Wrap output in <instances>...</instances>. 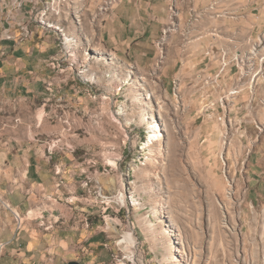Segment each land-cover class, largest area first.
Masks as SVG:
<instances>
[{
  "label": "rangeland",
  "instance_id": "obj_1",
  "mask_svg": "<svg viewBox=\"0 0 264 264\" xmlns=\"http://www.w3.org/2000/svg\"><path fill=\"white\" fill-rule=\"evenodd\" d=\"M71 1L72 18L39 31L52 39L63 36L60 51L68 58L57 82L69 96L79 91L80 122L72 131L78 140L71 148L80 164L77 181L87 184L82 201L96 212L65 225L51 221L49 231L38 219L27 225L25 220L22 229L47 234L48 244L70 230L71 247L58 256L63 264L66 259L80 264H264V216L246 201L243 164L234 155L241 147L234 125L224 140L221 124L193 102L204 84L202 73L190 81L185 72L180 75L184 63L199 62L198 40L205 44L200 27L214 13L194 6L195 0H164L161 37L148 47L155 60L144 70L133 60L92 49L103 50L101 23L120 0L107 12V0H95L94 9L85 0ZM177 69L180 74L174 75ZM155 123L162 131L146 155L140 147L150 144L149 124ZM123 193L140 206H116L114 197ZM121 236L136 261L124 260Z\"/></svg>",
  "mask_w": 264,
  "mask_h": 264
},
{
  "label": "crops",
  "instance_id": "obj_2",
  "mask_svg": "<svg viewBox=\"0 0 264 264\" xmlns=\"http://www.w3.org/2000/svg\"><path fill=\"white\" fill-rule=\"evenodd\" d=\"M85 1L94 9L95 0ZM246 1L195 0L194 6H206L214 16L200 27L205 44L202 38L198 40L199 62L184 63L183 74L177 69L174 75L183 76L185 72L190 81L194 73L201 72L206 79L217 72L215 60L220 50H248L249 41L264 31V0H248L247 5ZM115 6L101 23V48L113 57L133 60L139 68H151L155 52L148 47L161 37L164 0H120ZM208 52L214 57L206 56ZM183 54L189 56L188 51ZM175 55L179 58V53ZM63 57L57 37L52 39L39 30L20 45L0 41V243L4 245L0 264H63V257L58 256L71 247V231L66 229L61 233L65 237L58 243L48 244L47 234L27 227L21 228L15 239L13 216L5 204L22 215L24 222L27 220L23 226L42 217L65 225L76 219H89L96 212L82 201L87 186L77 181L76 168L80 164L75 162L74 153L56 151L48 157L44 145L47 139L61 137L74 148L78 140L72 131L80 122L77 114L81 103L76 98L79 91L74 89L75 94H66L65 86L57 82L61 74L49 66L56 60L62 67ZM220 84L225 91L235 87L241 90L228 113L234 122L233 135L241 144L234 155L243 164L246 201L264 216V108L256 103L264 100V87L257 83L253 97L256 104L250 109L248 102L252 96L247 79L238 81L233 67L227 69ZM207 93L213 101L220 95L200 85L199 97L195 95L193 101L200 113L204 104L200 96ZM64 119L72 122L70 131L64 126ZM55 167L62 169L64 186L60 189L55 187ZM70 260L73 259H66V264L76 262Z\"/></svg>",
  "mask_w": 264,
  "mask_h": 264
},
{
  "label": "built area",
  "instance_id": "obj_3",
  "mask_svg": "<svg viewBox=\"0 0 264 264\" xmlns=\"http://www.w3.org/2000/svg\"><path fill=\"white\" fill-rule=\"evenodd\" d=\"M117 0H107L103 6L104 12L112 9ZM71 0H0V41L12 42L16 45L23 44L35 36L36 31L39 29H45V27H51L53 23L57 26L62 18H72V14L75 12V8L72 6ZM66 16V17H64ZM53 26V25H52ZM56 30L61 33L62 31L56 27ZM57 35V41L60 50L63 48V36ZM63 59L68 58V53H63ZM212 52L206 53V56L214 57ZM218 62V69L214 75H211L204 79V86L210 87L211 91L220 92L216 101L209 100V94H202L200 99L204 102L201 112L205 114L209 120H216L221 124L223 128L222 138L225 140L228 137L229 128H231L234 122L228 117V113L231 110L232 100L239 96L241 90L237 87L225 91L220 84L221 78L225 75L228 68L233 67L235 75L238 81L247 79V89L249 95L252 98L249 100L248 105L251 109V105L255 103L253 97L256 91V85L260 82L264 87V31L249 41V48L246 51H229L220 50L219 56L215 60ZM53 70H56L59 74L64 72L63 68L57 64L56 60H52L49 64ZM51 84H47V89L50 91ZM175 90L178 89L175 83ZM258 105L264 108V100L259 99L256 101ZM255 103V104H256ZM68 131L72 126L70 120L62 121ZM260 131L259 128H257ZM225 143V142H224ZM48 157H51L54 152L67 151L71 154L74 153V149L67 146L61 137H53L47 139L44 142ZM141 149V147H140ZM141 151V150H140ZM224 153L220 154V160L223 167H226V160L223 158ZM55 187L60 189L64 186V180L62 178V169L60 167L54 168ZM87 186V184H86ZM130 198V197H129ZM117 202V201H116ZM133 206V202L130 199L127 201ZM126 204V206H127ZM116 206L119 208H125L123 205ZM6 208L11 211L13 221L15 225L16 239L23 226V218L17 212H13L7 205ZM127 212L129 210L127 209ZM40 226L44 227L45 231H49L53 228L52 222L45 221V219L39 218ZM4 245L0 243V254Z\"/></svg>",
  "mask_w": 264,
  "mask_h": 264
},
{
  "label": "bare ground",
  "instance_id": "obj_4",
  "mask_svg": "<svg viewBox=\"0 0 264 264\" xmlns=\"http://www.w3.org/2000/svg\"><path fill=\"white\" fill-rule=\"evenodd\" d=\"M67 47V46H66ZM67 49H69V48H67ZM93 50H94V52H96L98 55H100V54H103L104 53V51L103 50H98L97 48H92ZM71 57H72V55H71ZM112 64H113V62H111ZM111 64V65H112ZM82 73H84V71H82ZM149 119H151V118H149ZM149 129H150V134H149V136H148V143H150L149 145H145L144 147H141V152L142 153H144V154H146V155H148L147 154V152H148V148L150 147V145H153V142L155 143V142H157V140L159 139V136L160 135H158L162 130L160 129V128H158V125L155 123V124H149ZM131 185H133V183L131 184ZM111 199V198H110ZM114 199L117 201V202H119L121 205H123V206H126V204H127V201L130 199V201L131 202H133V208L134 209H137L139 206H140V204H139V202H137L136 200H133L134 198L133 197H130V198H128V196L126 195V194H118V195H116L115 197H114ZM109 201V200H108ZM109 203H111V201L109 202ZM7 205L5 204V207H6ZM156 207H159V205L158 204H156L155 205ZM109 223V222H108ZM110 225H111V223H110ZM114 229V228H113ZM115 230V229H114ZM114 232V231H113ZM175 236H178V235H173V237H175ZM123 245H125V247L123 248V251L125 252V258H124V260L125 261H127V262H129V261H136L135 259H134V257H135V255L131 252V250L129 249L130 248V246H129V244L127 243V242H125V241H123V237L121 236V241L119 242V246H123ZM172 245H174V248H175V245H176V242L175 243H172ZM171 245V246H172ZM176 249V248H175ZM174 249V250H175ZM175 253H177V254H180L181 252L177 249V250H175ZM170 261H169V263H173L172 262V257H170ZM122 264H124V262H121Z\"/></svg>",
  "mask_w": 264,
  "mask_h": 264
},
{
  "label": "water",
  "instance_id": "obj_5",
  "mask_svg": "<svg viewBox=\"0 0 264 264\" xmlns=\"http://www.w3.org/2000/svg\"><path fill=\"white\" fill-rule=\"evenodd\" d=\"M69 264H79V263H77V262H70Z\"/></svg>",
  "mask_w": 264,
  "mask_h": 264
}]
</instances>
